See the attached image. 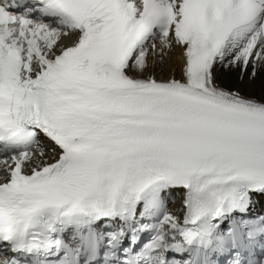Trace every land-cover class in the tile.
Here are the masks:
<instances>
[{"label":"snow or ice","instance_id":"1","mask_svg":"<svg viewBox=\"0 0 264 264\" xmlns=\"http://www.w3.org/2000/svg\"><path fill=\"white\" fill-rule=\"evenodd\" d=\"M237 78L264 82V0H0V264H264Z\"/></svg>","mask_w":264,"mask_h":264},{"label":"bare ground","instance_id":"2","mask_svg":"<svg viewBox=\"0 0 264 264\" xmlns=\"http://www.w3.org/2000/svg\"><path fill=\"white\" fill-rule=\"evenodd\" d=\"M180 48L174 47L167 57L164 58L163 63L157 62L152 65V57H150L149 72H151L156 79H167L172 76L180 75L181 60L179 58ZM230 86L239 88L245 95H255L260 98L264 95V82L258 79L254 84L245 80L240 81L238 78L229 81Z\"/></svg>","mask_w":264,"mask_h":264}]
</instances>
